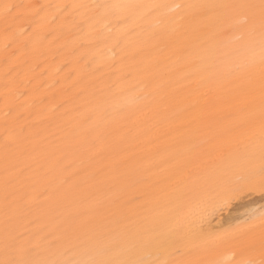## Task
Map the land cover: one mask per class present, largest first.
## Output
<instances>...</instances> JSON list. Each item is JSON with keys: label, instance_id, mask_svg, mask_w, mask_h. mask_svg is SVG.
Returning a JSON list of instances; mask_svg holds the SVG:
<instances>
[{"label": "bare ground", "instance_id": "bare-ground-1", "mask_svg": "<svg viewBox=\"0 0 264 264\" xmlns=\"http://www.w3.org/2000/svg\"><path fill=\"white\" fill-rule=\"evenodd\" d=\"M243 2L248 0H0V5L50 6L41 15L57 18L30 27L25 20L8 27L0 18V240L6 175L10 200L19 208L14 227L26 239H64L82 220L98 237L120 234L132 227L119 216L129 202L143 203L137 198L149 184L170 174L177 163L175 153L189 154L208 139L206 129L194 126L181 131L186 138L195 137V143L176 144V129L199 116L205 102L189 87L182 68L190 50L178 52L168 43L175 38L164 21L175 11L143 10L137 19L121 23L118 16L100 20L88 9L54 6ZM205 23L221 27L212 19ZM231 47L225 38L201 55L208 62L230 61ZM149 79L161 103L145 109L151 97L133 101L145 95L143 85ZM101 90L109 93L110 104L128 105L135 112L134 123L129 121L119 135L109 132L127 113L114 112L105 119L98 111L92 115L96 105L82 107L91 93ZM228 107L223 101L215 111L224 114ZM261 203L260 195L253 194L218 212L211 224L227 228L246 207L258 210ZM142 221L143 216L135 218V223Z\"/></svg>", "mask_w": 264, "mask_h": 264}, {"label": "snow or ice", "instance_id": "snow-or-ice-1", "mask_svg": "<svg viewBox=\"0 0 264 264\" xmlns=\"http://www.w3.org/2000/svg\"><path fill=\"white\" fill-rule=\"evenodd\" d=\"M21 7L24 12L19 11ZM45 7L50 6L5 3L0 5V18L8 27L20 20L27 21L29 27L33 22L55 23V16L49 19L41 15ZM54 7L88 9L100 20L114 15L121 23L137 19L143 10L175 11L174 17L164 21L172 26L175 38L170 37L168 43L178 52L190 50L182 68L189 87L205 102L199 116L176 129V144L195 143V137L186 138L181 131L194 126L206 129L208 139L196 144L189 154L175 153L177 163L170 174L149 184L137 198L143 203L129 202L119 216L121 223L132 227L120 234L108 232L98 237L89 222L82 220L64 239H26L14 227L19 208L10 200L11 181L6 175L0 264H264V203L258 210L246 207L237 222L227 228L211 224L218 212L253 194L264 200V0ZM33 17L39 20L33 21ZM207 19L221 27L205 23ZM225 38L234 44L227 53L231 60L208 62L201 53ZM143 87L145 95L133 102L151 97L144 108L158 107L161 101L153 95L152 80H146ZM90 95L82 107L96 105L92 115L98 111L109 119L114 112L127 113L114 123L109 135H119L133 121L135 112L128 105L110 104L109 93L101 90ZM223 101H228L229 107L221 114L215 108ZM8 148L6 142V161ZM138 216H143V221L135 223ZM145 252L155 258H146Z\"/></svg>", "mask_w": 264, "mask_h": 264}]
</instances>
